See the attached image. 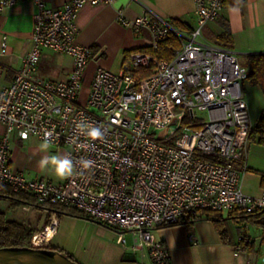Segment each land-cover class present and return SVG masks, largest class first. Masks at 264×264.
Instances as JSON below:
<instances>
[{
  "label": "built area",
  "instance_id": "obj_1",
  "mask_svg": "<svg viewBox=\"0 0 264 264\" xmlns=\"http://www.w3.org/2000/svg\"><path fill=\"white\" fill-rule=\"evenodd\" d=\"M20 1L0 0V11ZM31 1L37 9L29 49L0 88V188L22 209L47 214L48 223L32 235L33 247L55 234L64 214L58 206L72 207L122 229L117 240L125 249L148 255L152 264H172L168 249L154 237L156 228L202 211L264 209V189L254 196L241 185L255 126L243 87L248 68L235 51L202 35L204 26L222 16L225 0H192L196 26L188 31L153 11L127 18L120 8L117 19L134 32L147 31L152 51H132L118 71L98 67L84 94L94 50L77 41L76 18L85 4L115 0H69L60 7ZM170 32L180 47L170 59L161 58L156 50ZM5 49L2 42L0 54ZM44 50L70 56L66 79L39 76ZM196 112H205L207 120ZM91 127L101 136L90 138ZM32 137L66 147L73 174L55 182L12 168V141L25 145ZM83 160H91V167L83 168ZM123 230L133 233L130 247Z\"/></svg>",
  "mask_w": 264,
  "mask_h": 264
},
{
  "label": "crops",
  "instance_id": "obj_2",
  "mask_svg": "<svg viewBox=\"0 0 264 264\" xmlns=\"http://www.w3.org/2000/svg\"><path fill=\"white\" fill-rule=\"evenodd\" d=\"M68 1L47 0V6L60 7ZM120 8L123 9L127 18H135L150 10L167 20L179 19L189 28L196 26V14L192 0H115L112 4H85L76 18L77 41L82 45L91 46L94 55L84 72L83 94L98 67L118 71L129 51L131 53L134 49L149 45L150 34L147 31L134 32L132 28L124 26L117 19V11ZM36 9L33 1L24 0L0 11V48L2 42L6 43L5 53L0 54V88L11 81L14 72L21 64L23 55L29 49V35ZM220 19L221 21L227 20L232 38L230 49L235 51L238 57L240 55L244 57L243 65L248 54L264 52V0H245L239 6H224L222 16L206 25V33L208 31L214 35L215 41L211 42L214 44H216V36L222 32ZM202 35L203 38L209 36L203 34V31ZM206 38L204 39L207 40ZM49 52V50H44L42 56ZM60 64L62 75L54 78L66 79L72 67L71 58L67 65H64L63 61ZM243 87L244 90L248 89L247 99H245L250 109L251 119L256 125L260 116L264 114L263 91L258 84H252L247 88L243 85ZM255 100L260 102L258 106L256 104V107L253 105ZM3 130L4 126L0 123V134ZM32 140L31 138L25 145L17 139L12 141L11 166L15 170L24 172L25 165L22 158L25 150L22 149H27ZM258 147L260 151H264V145ZM250 162L251 165L247 160L248 169L242 176L241 185L245 193L257 196L264 189L260 183V173L264 171V159ZM237 223L239 222L228 220L226 224L227 241L221 239L213 222L205 218L197 219L192 224L183 223L156 228L154 237L168 249L172 264H264L261 227L244 223L246 226L239 230ZM250 227L253 231H246L249 229L251 231ZM242 231L253 243L252 247L244 248L238 244ZM190 235L194 236L195 243L190 241ZM127 251L131 252L128 257L123 258L124 264H139L136 252L124 248V252L128 253ZM140 254V264L146 263L143 261L144 258L151 263L148 255Z\"/></svg>",
  "mask_w": 264,
  "mask_h": 264
},
{
  "label": "rangeland",
  "instance_id": "obj_3",
  "mask_svg": "<svg viewBox=\"0 0 264 264\" xmlns=\"http://www.w3.org/2000/svg\"><path fill=\"white\" fill-rule=\"evenodd\" d=\"M206 26L203 27V34L209 35L204 38L209 42H214V35L210 32L206 33ZM244 57L240 55L239 60L242 63ZM64 65L70 61L69 56L62 53H56L50 51L45 54L38 64V73L40 77L56 79L62 75L61 61ZM60 61V62H59ZM120 68V67H119ZM116 71V70H115ZM246 81V82H245ZM243 85L247 88L252 85L248 80H245ZM248 90V89H247ZM244 90L245 98L246 91ZM260 104L258 100H255L253 105ZM254 107V109H255ZM250 112V109H249ZM201 118L207 120L205 112H196ZM254 122V120H253ZM255 124V123H254ZM32 137L30 146L25 150L22 158V162L25 165L24 172L29 177H39L44 179H50L55 182L62 181L63 178L58 177L51 165L41 168L39 161L43 157H51L54 155L65 156L67 148L64 146H54L46 141L39 140ZM249 143V141H248ZM254 144V145H253ZM257 144V145H256ZM264 145L255 142L247 144V160L251 165V160L262 161L264 159V151H260L258 146ZM0 211L5 213V216L9 220H16L25 224L33 226L38 231L44 228V223L48 218L47 214L38 209L24 210L20 206H14L7 199L0 200ZM226 215V213H224ZM239 230L244 228L246 224L243 222L237 223ZM249 227V225H247ZM247 227V229H248ZM257 227V226H256ZM252 228V227H250ZM122 229L116 228L111 225L104 223H98L97 221L90 218H82L72 216L68 214H61L58 216V224L56 226V232L51 238L50 242L44 244V246H50L61 250L63 253L70 255L73 260L79 264H124L123 258L129 256L128 253L124 252L122 244L118 243L119 231ZM249 232L253 231V228L246 230ZM123 237L125 239V245L127 247L133 244V233L130 231L123 230ZM46 242V241H43ZM131 250V249H127ZM138 263H141V254L136 252ZM145 264H151L148 259L144 260Z\"/></svg>",
  "mask_w": 264,
  "mask_h": 264
},
{
  "label": "trees",
  "instance_id": "obj_4",
  "mask_svg": "<svg viewBox=\"0 0 264 264\" xmlns=\"http://www.w3.org/2000/svg\"><path fill=\"white\" fill-rule=\"evenodd\" d=\"M244 2L245 0H225L224 6H228V7L239 6ZM168 22L179 30L188 31L191 29L179 19H169ZM220 22H221L222 32L216 36V44L230 48L232 38H231V31L229 24L226 19L222 21L220 19ZM179 47H180L179 39L175 34L170 32L167 38L159 43L156 52L161 58L170 59L173 56L175 50L178 49ZM132 51L151 52L152 50L151 47L148 45L146 47L137 48ZM244 66L248 68L246 80H248L252 84H258L261 87L264 94V52L248 54L245 58ZM147 72L148 70L143 71L141 75L145 76L148 74ZM248 141L264 144V114L260 116L258 123L254 126V129L249 135ZM260 174H261L260 183L261 186L264 188V171L261 172ZM8 196L9 195L7 190L0 188V200L7 199ZM17 197L19 199H24V198L29 199L27 196L23 194H17ZM10 202L14 206H20L19 203L12 201ZM57 209L64 214L82 217V218H88L85 214H83L81 211L77 210L76 208L58 206ZM201 218H205L213 222L214 226L218 230L220 237L223 241H227L228 234L226 230V224L230 219L238 222H243L246 224L248 223V224L260 226L263 234L261 241L264 243V209H258L248 214L240 213L237 211H231L226 213V215H224V213L222 212L202 211L196 217H188L187 220L167 226H174L183 223L192 224L194 221ZM47 223H48V218L46 219L44 224ZM37 231H38L37 229H35L33 226L29 224H25L16 220L7 219L5 213L0 211V247L2 246L33 247L31 245V238L32 235ZM238 244L245 248V247H252L253 243L250 240H248V238L245 235V232L242 231L239 237ZM43 247L52 248L47 245ZM52 249H56V248H52ZM68 256L71 258L70 255Z\"/></svg>",
  "mask_w": 264,
  "mask_h": 264
},
{
  "label": "water",
  "instance_id": "obj_5",
  "mask_svg": "<svg viewBox=\"0 0 264 264\" xmlns=\"http://www.w3.org/2000/svg\"><path fill=\"white\" fill-rule=\"evenodd\" d=\"M98 222V221H97ZM101 223V222H98ZM0 264H79L66 253L47 247L2 246Z\"/></svg>",
  "mask_w": 264,
  "mask_h": 264
},
{
  "label": "clouds",
  "instance_id": "obj_6",
  "mask_svg": "<svg viewBox=\"0 0 264 264\" xmlns=\"http://www.w3.org/2000/svg\"><path fill=\"white\" fill-rule=\"evenodd\" d=\"M79 126L80 125H78V127ZM87 135L92 139H96L101 136V133L97 128L91 127L88 130ZM92 163L93 162L91 160L81 161V165L85 169L91 167ZM48 165H51L53 167L54 172L58 177L66 178L73 174V170H74L73 161L67 155L62 157L58 155H54L51 157H43L39 161V166L41 168L47 167Z\"/></svg>",
  "mask_w": 264,
  "mask_h": 264
},
{
  "label": "bare ground",
  "instance_id": "obj_7",
  "mask_svg": "<svg viewBox=\"0 0 264 264\" xmlns=\"http://www.w3.org/2000/svg\"><path fill=\"white\" fill-rule=\"evenodd\" d=\"M54 235V234H53ZM53 235L51 236V234L49 235V239H48V241L50 242V240H51V238L53 237Z\"/></svg>",
  "mask_w": 264,
  "mask_h": 264
}]
</instances>
